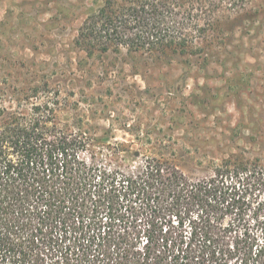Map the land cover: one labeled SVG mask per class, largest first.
Returning a JSON list of instances; mask_svg holds the SVG:
<instances>
[{
	"label": "trees",
	"instance_id": "16d2710c",
	"mask_svg": "<svg viewBox=\"0 0 264 264\" xmlns=\"http://www.w3.org/2000/svg\"><path fill=\"white\" fill-rule=\"evenodd\" d=\"M88 1L89 57L170 64L215 43L216 0ZM61 105L0 104V264H264V158L236 148L190 175Z\"/></svg>",
	"mask_w": 264,
	"mask_h": 264
},
{
	"label": "rangeland",
	"instance_id": "374dc122",
	"mask_svg": "<svg viewBox=\"0 0 264 264\" xmlns=\"http://www.w3.org/2000/svg\"><path fill=\"white\" fill-rule=\"evenodd\" d=\"M234 2L215 1L211 50L161 64L78 50L88 0H0V104L57 94L63 115L194 176L236 148L264 158V0Z\"/></svg>",
	"mask_w": 264,
	"mask_h": 264
}]
</instances>
